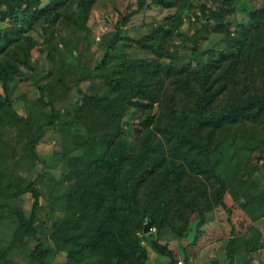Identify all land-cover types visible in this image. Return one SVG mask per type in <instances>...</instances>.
Masks as SVG:
<instances>
[{"label":"trees","instance_id":"trees-1","mask_svg":"<svg viewBox=\"0 0 264 264\" xmlns=\"http://www.w3.org/2000/svg\"><path fill=\"white\" fill-rule=\"evenodd\" d=\"M179 1L137 0L136 8L121 15L115 28L104 35L105 50L96 65L105 74L108 90L83 92L72 117L57 122L65 132L74 127L73 135L87 131L71 147H82V153L66 154L65 188L49 230L57 251L65 252V264H145L148 251L139 232L147 218L157 230L168 226L175 236L185 237L192 214L199 228L215 206L232 212L217 151L238 134L264 128V0H199L194 19L209 22L208 31L222 34L226 41L227 46L217 48L214 55L210 49L199 51L194 34L181 28L185 19L192 22L189 15L168 25L157 24L139 36L127 33L125 26L148 2L167 8ZM95 2L0 0V118L8 114L24 121L25 143L34 156L46 126H56L57 113L51 105L47 120L36 125L30 116L18 115L13 105L16 81L23 77V68H33L35 51L41 52L45 43L49 46L47 29L62 25L83 30ZM237 3L244 4L248 25L232 19ZM174 39L191 50L189 61L172 56L166 45ZM118 41L132 54L109 68ZM47 56L54 58L51 50ZM88 74L81 73L79 79ZM43 100L40 91L38 101ZM42 174L27 184L4 183L0 177V191L17 201L26 193L29 210L20 204L11 209L16 239L41 263L53 250L36 224V219L44 220L39 214ZM242 193L243 188L237 187L232 203L248 211ZM251 218L255 221L257 215ZM152 239L154 249L168 256L169 264H177L168 242ZM262 243L258 229L246 241L251 251ZM224 248L226 264H234L242 255L233 223ZM0 264L20 263L0 255ZM211 264H218L217 258Z\"/></svg>","mask_w":264,"mask_h":264},{"label":"rangeland","instance_id":"rangeland-1","mask_svg":"<svg viewBox=\"0 0 264 264\" xmlns=\"http://www.w3.org/2000/svg\"><path fill=\"white\" fill-rule=\"evenodd\" d=\"M136 7L137 0H96L83 30L75 31L62 25L48 28L51 39L49 46L45 43L41 52L35 51L31 57L33 68H23V77L16 81L13 105L17 114L22 117L30 116L36 125L47 120L51 105H54L57 123L62 118L72 117L73 109L79 105L83 92L105 93L108 90L105 74L96 67L105 50L104 35H109L115 28L121 15ZM198 7L199 0H181L177 5L167 8L148 2L131 18L125 29L129 35L139 36L149 32L157 24L168 25L177 17L185 19L189 15L192 22L183 19L181 28L189 35L194 34L199 51L210 49L211 55H214L217 48L227 46L226 41L222 34L208 31L209 22L194 19V12L198 11ZM243 7V3H237L232 19L239 24L248 25L249 17ZM122 43L118 41L112 49L109 68L119 65L125 56L132 54V49L124 48ZM166 46L176 59H191V50L181 46L180 40L169 41ZM49 50L54 55L53 59L47 56ZM70 50H75L74 54ZM87 72L90 74L80 80L79 75ZM40 91L44 98L42 102L38 101ZM74 130L71 127L65 132L59 123L56 126H46L36 143L37 156H34L25 143L24 121L8 114L0 118V157L3 169L0 177L4 183L20 180L27 184L39 173H43L39 183L43 208L39 214L44 220L36 219V224L46 235L43 234L46 245L53 247L41 263L29 256L27 245H18L17 222L11 209L20 204L27 212L30 208L29 200L25 193L17 201L3 189L0 191V255L14 258L20 264H65V252L57 251V245L49 237V230L52 220L58 215V197L65 188L66 181L62 179V173L67 166L66 154L76 155L83 151L82 147H71L74 140L82 141L87 131H77L73 135ZM217 154L221 157L218 169L229 185L225 198L233 206L231 214L226 209L215 206L206 212L205 222L199 228L196 226V214H192L185 237L175 236L168 226L158 230L153 227L151 234L139 232L141 244L148 251L145 264H169V257L152 246L154 237L162 239V242L167 241L168 247L176 255V261L181 259L182 264H211L215 258L218 264H226L229 258L224 245L230 236L231 223L236 230L239 251L242 252L233 263L264 264V128L256 127L245 134L230 138L218 149ZM236 181L242 183L238 185ZM237 187L243 188L241 199L247 202L248 211L239 203H232V192ZM252 215H257L255 221L252 220ZM257 229L262 233L263 243L251 251V245L247 246L246 241L251 240ZM29 242L30 246L34 243L33 240Z\"/></svg>","mask_w":264,"mask_h":264},{"label":"water","instance_id":"water-1","mask_svg":"<svg viewBox=\"0 0 264 264\" xmlns=\"http://www.w3.org/2000/svg\"><path fill=\"white\" fill-rule=\"evenodd\" d=\"M152 228H153L152 221H151V219L147 218L143 224V228H142L143 233H147V232L151 231Z\"/></svg>","mask_w":264,"mask_h":264},{"label":"built area","instance_id":"built-area-1","mask_svg":"<svg viewBox=\"0 0 264 264\" xmlns=\"http://www.w3.org/2000/svg\"><path fill=\"white\" fill-rule=\"evenodd\" d=\"M182 260L181 259H179V260H177V264H182Z\"/></svg>","mask_w":264,"mask_h":264}]
</instances>
